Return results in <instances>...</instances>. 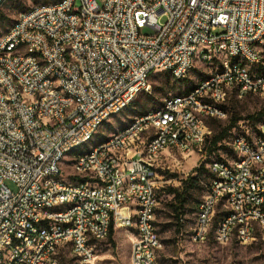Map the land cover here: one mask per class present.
Here are the masks:
<instances>
[{"label": "built area", "instance_id": "obj_1", "mask_svg": "<svg viewBox=\"0 0 264 264\" xmlns=\"http://www.w3.org/2000/svg\"><path fill=\"white\" fill-rule=\"evenodd\" d=\"M76 10H84L81 37L73 36ZM263 28L264 0H69L54 10L34 7V13L22 15L20 28L12 30L13 43L25 39L29 50H41V58L20 57L13 43L0 38V264H54L53 243H60L62 251L70 236H78V244L70 249L84 250L92 263L97 254L84 248V229L92 230L96 244L99 235L108 238L111 226L122 225H130L134 233L135 264H153L154 249H161L156 228L158 175L153 165L164 168L179 148H187L183 159L196 154L211 180L196 213L198 243L216 232L217 216H227L225 245L237 231H244L248 244L249 235L239 227V219L255 218L257 234L258 227H264V216L257 213V206H264V163H259L264 125L253 128L240 122L237 127L247 134V141H238L240 152L221 155L216 169H208L206 119L222 116L235 76L246 81L238 63L231 62V53L244 51L250 63H264ZM45 33L53 34V42H46ZM249 40H257V47H249ZM203 44H210V52L200 57V68L208 60H225V72L213 69L219 82L200 92L213 99V110L202 109L200 93L176 101L194 105L201 118L175 113L174 105L163 115L139 119L129 134L90 157H81L79 165L89 167V176L69 177L62 172L63 147L85 137L97 118L133 99L137 88H148L143 77L151 75L152 68L175 65L174 77L190 75L193 69L183 72V65L191 63L193 48ZM67 45H75V52H67ZM218 47H225V55H218ZM70 53L82 55L83 64L66 62ZM53 73H60L62 83L72 87L75 99L52 91ZM262 85L264 77L246 82L241 98ZM217 87H225V96H217ZM16 88L30 95L28 105L19 104L21 126L10 121L1 98V90H11L18 103ZM36 97H44V105H36ZM33 110H40V119H33ZM171 120H179L178 131L168 129ZM153 131H161V139L151 151H144ZM255 132H263L260 150H253L250 142ZM157 146H167V154L156 156ZM61 181H69V188H61ZM54 193H63V202L78 201V209L63 217L41 212L42 204H59L53 202ZM138 213L146 215L144 229L134 228ZM88 214L102 217L105 228L92 229ZM27 216L47 219L51 226L71 224V231L39 232V237H32L35 224H27ZM21 247H28V254H21Z\"/></svg>", "mask_w": 264, "mask_h": 264}, {"label": "bare ground", "instance_id": "obj_2", "mask_svg": "<svg viewBox=\"0 0 264 264\" xmlns=\"http://www.w3.org/2000/svg\"><path fill=\"white\" fill-rule=\"evenodd\" d=\"M8 0H0V9L7 3ZM69 0H58L52 3L40 4L33 6L27 11L21 12L14 25L10 30L4 35L6 43H13V34L12 30L20 28L22 22V15L34 13L35 10H54L60 8ZM151 1H160V0H151ZM83 19H84V10H76V19L72 23V30L74 37H81V30H83ZM261 38L264 40V28L261 31ZM46 42H53V34L45 33ZM249 47H257V40H249ZM13 50L19 51L20 57H34L41 58V50H29V46L25 39H16L13 43ZM67 52H75V45H67ZM210 52V44H203L198 47L193 48V53H191V63H184L183 72H190L193 69L197 71L200 68V57L206 56ZM218 55H225V47H218ZM66 62H72L75 65L83 64V56L78 55L77 53H70L66 55ZM231 62L238 63V70L246 77V81H242V76L234 77V88L232 91H236L239 97L241 94L246 91V82H257V77H264V63L260 62H249V55L245 54L244 51H237L231 53ZM205 67H213V69H218V72H225V60H208ZM211 69L210 75H205L201 80H199L187 93L175 95L165 99L164 103L159 107L149 110L148 112L141 114L135 117L128 125L123 129L118 130L116 133L112 134L108 138L99 141L86 150H81V147L91 143L97 136L99 130L107 124L108 120L112 117L118 116L123 113L130 105L134 102L136 97L143 92H147L150 89V77L155 73V71H160L161 73L167 74L174 81L182 82L187 80L189 75L185 77H174L175 65L167 66H156L152 68L151 75H145L143 77V84H148V88H137L133 99H128L115 111L107 112L103 117L97 118L95 122V127L85 135V137L80 138L77 142L71 143L63 147L61 151V163H63L66 156L72 157L73 164L76 166H71L73 173L69 174V177H85L89 176V167L84 165H79L81 163V157H90L93 153L99 152V148L104 145L111 144V141H117L119 136H125L129 134V131L134 130L141 118H153L158 115L165 114L166 111H169L172 106L175 105V113H190L191 118H201V110L195 109L194 105H185V103H176V101L189 100L192 97L198 96L200 92H204L207 89L208 85H215L219 82L218 72H213ZM51 89L54 92H62L67 97V99H75V91H73L71 86H65L62 83V76L60 73H53V79H51ZM231 91V92H232ZM264 92V85L259 89H253L252 93ZM264 95V94H263ZM217 96H225V87H217ZM16 97L18 103H14V98H12L11 90H1V98L3 105H6L8 111H10V121L14 122V126H21V118H19V104L28 105L30 102V95L26 94L24 88H16ZM36 105H44V97H36ZM200 105L204 110H213V99L207 96V93H200ZM227 112L224 109L222 116L217 119H226ZM33 119H40V110H33ZM168 129L170 131L179 130V120H171L168 122ZM242 131V130H241ZM245 133V132H244ZM236 133L230 137L229 146L232 148V152H240V145L238 141H247V134ZM161 139V131H153L149 135V138H146L144 143V151H151L153 145H156ZM263 139V132L256 135L255 137H250V142H253V150H260V140ZM178 153L183 157H187V148H179ZM167 154V146H157L155 148V155L162 156ZM71 163V162H70ZM216 163H218V158L213 159L208 163V169H216ZM259 163H264V151L259 155ZM158 165H153V173L157 174ZM61 188H69V181H61ZM206 189H211V180L206 186ZM53 202L59 204H42L41 212L50 213V216L53 217H63L66 213L75 212L78 209V201L66 200L63 202V193H54ZM257 213L259 216H264V206H257ZM144 222H146L145 213H138V215L133 218L134 228L144 229ZM27 224H35V230H32V237H39V232H49L56 234H68L71 231V224H63L59 226H51L49 220L47 219H38L35 216H27ZM88 224L91 225L92 229L105 228V221H102V217L96 216L95 214H88ZM228 227V217L227 216H217L215 222V231L213 232L214 241L219 244H225V236L227 234ZM239 227L246 229V235L248 236V244L260 239L264 241V227H258V234L256 233L255 218L239 219ZM121 229H127L131 231L130 225H122ZM199 227H194L192 231V239L195 242H198ZM106 239V235H99L98 241ZM208 239H205L203 243L207 242ZM233 241H237L240 244L245 245V234L244 231H237V234L229 235L226 238V244H229ZM78 244V236H70V243H63V247H68L70 245ZM83 246L84 248H89L90 254H96V246L92 241V230L84 229L83 237ZM162 248V244H161ZM60 243H53V254H54V264H62L60 259ZM160 249H154L152 254L153 264H158L157 255ZM72 256L77 258L82 264H91V259H85L84 250L80 249H70ZM21 254H28V247H21ZM131 264H135V255L131 253ZM151 264V263H143Z\"/></svg>", "mask_w": 264, "mask_h": 264}, {"label": "rangeland", "instance_id": "obj_3", "mask_svg": "<svg viewBox=\"0 0 264 264\" xmlns=\"http://www.w3.org/2000/svg\"><path fill=\"white\" fill-rule=\"evenodd\" d=\"M56 1L58 0H8L0 9V12L6 17L4 21L0 20V38L10 30L21 12L27 11L33 6ZM211 69L213 67H205L192 72L185 80L186 82L174 81L167 74L155 71L149 80V91L140 93L129 108L118 116L110 118L107 124L99 130L95 139L88 145L81 147V150H86L90 145H94L123 129L135 117L162 105L165 99L187 93ZM263 94L264 92L252 93L240 98L237 92L233 90L226 104L227 118L222 120L206 119V124L209 127L208 141L211 142L214 136L226 128L234 117L246 120L248 117L254 116V119L250 120L254 126L257 124L264 125V116H257L264 110ZM233 131L234 129H231L228 132L227 137L221 143L222 147L219 148L220 154L224 157H231L232 155L230 146H228L230 137L236 133L245 132L243 127L234 133ZM258 134L260 132H255V135H250V137H255ZM209 154L206 153L207 156ZM172 157L164 168L157 166L159 205L156 212V228L162 244L157 255L158 264H264V241L260 239L245 245L236 241L226 245L219 244L212 238L203 244L193 241L192 231L196 221L197 206L204 197L206 186L209 183V174L205 168L202 169L201 183L191 190L184 214L178 221L171 207L173 197L167 195L165 189L168 187L180 188L183 181L198 175L195 171L201 166L196 154L185 159L179 153ZM72 164L73 160L70 156H66L61 163L62 172L66 176L73 173ZM169 174L175 175V177L171 178ZM7 184L12 191H16L13 184ZM178 222L182 227L177 225ZM133 234V231L127 229L114 228V243H111L108 238L96 242L97 255L91 264H131ZM60 256L62 264H82L72 256L70 249L66 246L63 247L62 251L60 250Z\"/></svg>", "mask_w": 264, "mask_h": 264}, {"label": "trees", "instance_id": "obj_4", "mask_svg": "<svg viewBox=\"0 0 264 264\" xmlns=\"http://www.w3.org/2000/svg\"><path fill=\"white\" fill-rule=\"evenodd\" d=\"M6 19V17L4 16L3 13L0 12V20L4 21ZM186 82V81H185ZM225 111L227 112L226 110V106L224 107ZM146 113V112H145ZM144 114V113H143ZM228 114V113H227ZM258 117H263L264 116V110L260 113H258L257 115ZM216 119V118H214ZM254 119V116H250L248 117V119H240V118H232L229 122V125L224 128L218 135L214 136V138L212 139L211 142L208 141L207 139V142H206V146L204 148V151L207 153H210L208 155V157L210 156V160H208V163L210 161H212L213 159L215 158H220V156L222 154H220V150L219 148L222 147L221 143L224 141V139L227 137L228 135V132L231 130V129H234L233 133L236 131V130H239L241 127H237L238 124L242 121L244 122H249L251 123L250 120ZM220 120V119H219ZM263 123V122H262ZM260 124V123H259ZM252 127L254 128L255 126L251 123ZM258 125V124H257ZM232 133V134H233ZM229 141V139H228ZM231 150V149H230ZM218 153V154H217ZM232 153V151H231ZM215 157V158H213ZM201 167L199 169H197L195 172L198 173V175L196 177H189L187 180L183 181L182 182V186L180 188H175V187H168L165 189L166 191V194L169 195V196H172L173 199H172V203H171V207H172V210L173 212L175 213V216L177 218L178 221H180L181 217L183 216L184 214V211H185V206L188 202V199H189V195H190V192L193 188H195L196 186H198L201 181H200V175H201V171L202 169L205 168V164H201L200 165ZM206 169V168H205ZM207 170V169H206ZM208 172V171H207ZM169 176L171 178H174L175 175H170ZM209 176V175H208ZM159 198V197H158ZM197 209H198V206H197ZM179 227H182V225L178 222L177 224ZM113 236H114V228L113 226H111L110 228V231H109V235H108V239L111 243H114L113 241ZM214 239V236H213V232H212V237H210V239ZM209 240V239H208ZM216 242V241H215ZM234 242V241H233ZM237 242V241H236ZM217 243V242H216ZM232 243V242H231ZM60 259H61V256H60Z\"/></svg>", "mask_w": 264, "mask_h": 264}, {"label": "crops", "instance_id": "obj_5", "mask_svg": "<svg viewBox=\"0 0 264 264\" xmlns=\"http://www.w3.org/2000/svg\"><path fill=\"white\" fill-rule=\"evenodd\" d=\"M165 155H166V154H165ZM159 168H161L160 165H159Z\"/></svg>", "mask_w": 264, "mask_h": 264}]
</instances>
